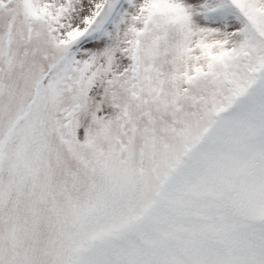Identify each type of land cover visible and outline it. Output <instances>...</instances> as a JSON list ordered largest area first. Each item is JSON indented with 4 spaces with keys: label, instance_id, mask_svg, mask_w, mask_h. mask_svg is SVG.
Returning a JSON list of instances; mask_svg holds the SVG:
<instances>
[{
    "label": "rangeland",
    "instance_id": "obj_1",
    "mask_svg": "<svg viewBox=\"0 0 264 264\" xmlns=\"http://www.w3.org/2000/svg\"><path fill=\"white\" fill-rule=\"evenodd\" d=\"M0 264H264V0H0Z\"/></svg>",
    "mask_w": 264,
    "mask_h": 264
}]
</instances>
